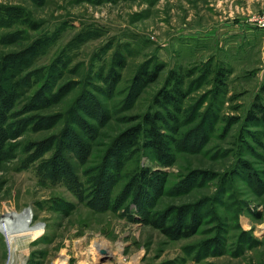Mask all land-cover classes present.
<instances>
[{"label": "rangeland", "instance_id": "374dc122", "mask_svg": "<svg viewBox=\"0 0 264 264\" xmlns=\"http://www.w3.org/2000/svg\"><path fill=\"white\" fill-rule=\"evenodd\" d=\"M262 14L264 0H0V264H264V119L246 120L264 105ZM171 73L177 110L153 100ZM146 114L167 119L164 150L140 137L111 157Z\"/></svg>", "mask_w": 264, "mask_h": 264}, {"label": "trees", "instance_id": "16d2710c", "mask_svg": "<svg viewBox=\"0 0 264 264\" xmlns=\"http://www.w3.org/2000/svg\"><path fill=\"white\" fill-rule=\"evenodd\" d=\"M155 73V70L152 72H143L140 74V76H138L139 79L137 81L141 84L153 81L155 79ZM220 75H224V70H219L218 76H216V79L222 83L223 81L222 78H220ZM260 92L264 93V81L260 86ZM185 96L186 93L183 89L182 74L171 73L168 84L157 91L153 100L157 105L164 107L168 105L171 106L172 109L177 110L179 109L180 104L182 103ZM168 115L173 118L171 113L168 112ZM2 119V114H0V122ZM159 119H164L165 121L167 120L164 117L161 118V116L157 114H146L143 116L142 123L131 126L120 133L114 140V151H112L111 157L116 159L122 158L124 151L138 144L140 137L143 138L142 145H144V147L154 149L159 153L164 150V145H166V142L164 137H162L161 133L155 126V122ZM262 119H264V105L261 103L259 95H257L246 114V120L257 122ZM0 132H2L1 127ZM243 169L244 167H242L240 170ZM186 227L187 229L185 230L184 234L189 231L188 228H191L189 224H186ZM164 229L168 233H174V230L171 227H166Z\"/></svg>", "mask_w": 264, "mask_h": 264}, {"label": "bare ground", "instance_id": "6f19581e", "mask_svg": "<svg viewBox=\"0 0 264 264\" xmlns=\"http://www.w3.org/2000/svg\"><path fill=\"white\" fill-rule=\"evenodd\" d=\"M14 243H15V242H14ZM14 243H13V244H14ZM13 244H12V246H14ZM103 244H104V243H102V242L94 243V248H95V249H99L100 246H102ZM91 246H92V245H91ZM13 250H14V249H13ZM94 252H95V251H94ZM80 253H81V252H80ZM63 262H65V260H62V261H61V263H63ZM59 263H60V262H59Z\"/></svg>", "mask_w": 264, "mask_h": 264}, {"label": "built area", "instance_id": "2783aa9c", "mask_svg": "<svg viewBox=\"0 0 264 264\" xmlns=\"http://www.w3.org/2000/svg\"><path fill=\"white\" fill-rule=\"evenodd\" d=\"M258 21H259V23H260L262 26H264V14H262L261 16H259Z\"/></svg>", "mask_w": 264, "mask_h": 264}]
</instances>
